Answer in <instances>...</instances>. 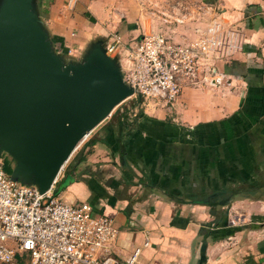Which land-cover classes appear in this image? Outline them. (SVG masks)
I'll return each mask as SVG.
<instances>
[{
  "label": "crops",
  "instance_id": "0c3cea01",
  "mask_svg": "<svg viewBox=\"0 0 264 264\" xmlns=\"http://www.w3.org/2000/svg\"><path fill=\"white\" fill-rule=\"evenodd\" d=\"M120 1L37 4L56 49L84 54L94 41L146 33ZM192 1L241 40L218 64L229 87H187L169 108L118 111L98 127L60 195L114 219L122 260L141 247L137 264H264V0Z\"/></svg>",
  "mask_w": 264,
  "mask_h": 264
},
{
  "label": "built area",
  "instance_id": "2783aa9c",
  "mask_svg": "<svg viewBox=\"0 0 264 264\" xmlns=\"http://www.w3.org/2000/svg\"><path fill=\"white\" fill-rule=\"evenodd\" d=\"M163 15L171 33H145L130 47L117 37L105 42L107 55L118 59L134 97L150 101L155 108H169L184 88L214 89L229 83L217 69L219 62L242 48L235 31L211 10L204 27L177 40V28L185 25L186 16ZM6 157L0 158V264L138 263L141 247L126 260L115 255L119 230L112 217L95 213L88 203H71L57 195L59 177L45 194L36 186L14 181L6 171ZM241 223V218L232 220L233 225ZM148 246L146 242L144 247Z\"/></svg>",
  "mask_w": 264,
  "mask_h": 264
},
{
  "label": "water",
  "instance_id": "95a60500",
  "mask_svg": "<svg viewBox=\"0 0 264 264\" xmlns=\"http://www.w3.org/2000/svg\"><path fill=\"white\" fill-rule=\"evenodd\" d=\"M133 96L103 40L68 60L37 0H0V158L13 162L14 181L50 191L81 142Z\"/></svg>",
  "mask_w": 264,
  "mask_h": 264
},
{
  "label": "rangeland",
  "instance_id": "374dc122",
  "mask_svg": "<svg viewBox=\"0 0 264 264\" xmlns=\"http://www.w3.org/2000/svg\"><path fill=\"white\" fill-rule=\"evenodd\" d=\"M120 3H121V1L119 0V7L121 8ZM123 7H124L123 12H125V11L129 12V13L133 14V15H131L133 18H134V16H137V17H140L144 21V24L140 23V21H139V23L141 24L142 29L145 30L147 34L152 33V32L161 31V30H164L165 32L171 33L169 28H168L169 26L167 24H165L163 21V19H164L163 13H169L171 15L186 16L187 20H186L185 25L179 27L178 33L176 35V37L180 36V38H182L183 35L192 37L193 33H194L193 29L195 28L192 25L196 22L198 23V21H200V20L204 21V19H206V18L208 19V17L210 16V12H211V10L209 8H206L205 6H202L199 2H194L192 0H124V6ZM223 22H224V20H223ZM224 23L226 24V22H224ZM170 27H172V26H170ZM142 29H141V31L145 32ZM182 30H184L185 34L181 33ZM121 32L122 31H120V33ZM135 36L136 35H132L130 37L131 40ZM131 40L124 43V44H126L127 46L130 47V45L133 43V41H131ZM57 51H58V53L65 55L68 60L80 61L84 55L83 53L80 54V53L70 52V51L59 52L58 49H57ZM223 87L228 88L229 84L226 83L219 88H223ZM138 99L133 96L132 98L126 100L125 102H123L121 105H119L114 110L112 115L117 114V112L122 110V109L123 110H125V109L131 110L133 108V106L136 107L134 113H137L138 112L137 110H139L142 105H145L144 108L148 107L150 101L142 99V102L139 103L141 105L138 106L139 105L137 103ZM152 105H151V107H152ZM158 108H160V107H158ZM130 113L132 114L133 111H130ZM99 130L100 129L97 127L89 135V137L87 139H85L81 142V144L79 145L77 150L74 152V154L72 155L69 162L65 165L64 169H66L72 162H75L77 160V158L81 156V154L85 150L84 146L87 143H89L92 139L95 138V136ZM9 161H10V172H11L10 174H12V171L14 169V164L11 161V159H9ZM63 172L64 171L61 172L59 179H61L63 177V174H64Z\"/></svg>",
  "mask_w": 264,
  "mask_h": 264
},
{
  "label": "trees",
  "instance_id": "16d2710c",
  "mask_svg": "<svg viewBox=\"0 0 264 264\" xmlns=\"http://www.w3.org/2000/svg\"><path fill=\"white\" fill-rule=\"evenodd\" d=\"M53 42H54V39H53ZM55 43V42H54ZM58 52V51H57ZM140 102H142V98H139L137 100V103L139 104ZM92 144L93 145V142L92 140L87 143L84 148L87 146V145H90ZM82 156V155H81ZM84 157L82 158H79L78 161H75V162H72L66 169H64L63 171V177L61 179L58 180V182L56 183V186H55V193L58 195L60 194L62 191H64L71 183H73L74 181V172H75V168L77 167L78 164L82 163V161H84ZM6 161H7V166H6V171L11 173L10 172V161H9V158L6 157Z\"/></svg>",
  "mask_w": 264,
  "mask_h": 264
}]
</instances>
